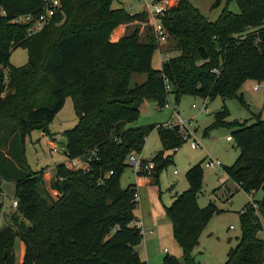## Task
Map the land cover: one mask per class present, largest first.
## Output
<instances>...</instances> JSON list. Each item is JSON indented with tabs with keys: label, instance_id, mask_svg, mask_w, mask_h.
Here are the masks:
<instances>
[{
	"label": "trees",
	"instance_id": "obj_1",
	"mask_svg": "<svg viewBox=\"0 0 264 264\" xmlns=\"http://www.w3.org/2000/svg\"><path fill=\"white\" fill-rule=\"evenodd\" d=\"M44 0H0V177L14 182L16 205L0 227V264H146L135 246L142 238L135 221L134 183L120 185L129 153H139L154 128L161 142L149 160L148 176L157 182L171 154L185 140L177 126L130 125L145 99L162 107L169 95L175 102L183 94L222 100L237 96L246 80L264 81V0H234L213 20L189 0H176L163 10L160 23L178 53L151 65L158 40L139 35L135 27L116 41L109 35L120 23L143 20L146 12L112 6L122 0H60L52 24L27 36L26 25L11 22L21 13L36 14ZM229 0H226L228 2ZM220 0H215L212 6ZM150 27V26H149ZM151 30V27H150ZM26 49L27 61L9 62L14 47ZM213 67L218 73L212 72ZM133 73H143L130 84ZM72 99L76 121L62 132L67 159L89 157V168L74 169L57 163L49 188H44V168L33 171L24 156V136L32 129L45 133L48 123ZM238 100L243 103L241 95ZM223 105L203 128H231L238 148L234 161L223 166L227 177L245 192L264 191V119L227 120ZM51 136V134H49ZM18 139V143L13 140ZM9 149L4 146H8ZM16 146L18 151L10 153ZM4 147V148H3ZM5 150V157L3 151ZM93 151V153H91ZM10 163L4 174L2 168ZM129 165V164H128ZM187 188L175 192L165 207L180 257L165 254L161 264H200L192 254L210 215L219 211L213 201L200 207L201 161L184 172ZM45 194V198L41 197ZM247 201L238 212L240 234L220 264H264V196ZM2 202H0V210ZM16 239L24 244L20 263Z\"/></svg>",
	"mask_w": 264,
	"mask_h": 264
},
{
	"label": "rangeland",
	"instance_id": "obj_2",
	"mask_svg": "<svg viewBox=\"0 0 264 264\" xmlns=\"http://www.w3.org/2000/svg\"><path fill=\"white\" fill-rule=\"evenodd\" d=\"M189 1L210 20L217 17L225 3H227L229 10L233 12H238L239 10L234 0H229L228 2L220 0L214 6L212 4L215 0ZM146 2L151 3V0H146ZM170 3L173 5L174 1L172 0ZM128 4H131V8L128 7ZM118 5L124 6L129 11H136L141 7H144L143 10L145 11V8H147L142 1L139 2L138 0L113 1L112 6ZM140 21V25L144 26L143 34L152 33L154 35L152 28L150 30L149 25H147L146 15ZM159 47L162 59L178 53V50L173 49V42L166 34L160 40ZM160 51L155 49L152 53L151 63L153 67H158L160 64L158 56ZM26 61V49L21 46L14 47L9 55V62L18 66ZM144 77L145 74L143 73H133L130 84L133 85L135 82H140ZM254 83H258L257 89H252ZM238 95L242 96L243 103L238 100ZM237 96L222 100L219 96L208 99L207 97L202 98L183 94L177 102L174 101L172 95L167 97L169 104L174 107L178 115L187 123L189 122L188 128H185L184 133L190 139L184 140L175 151L166 152V154H171V161L159 171L157 182L149 177L150 181L146 186L140 188L143 193L141 199H139L138 195L135 212L138 215H143L149 225L142 226V238L135 246V249L140 258L146 261V264H161L162 257L166 253L176 257L181 255V249L172 236L171 221L166 214L165 207L170 203L175 192H181L187 188L184 172L190 165L201 161L202 166L203 160L209 158L218 160L221 164L212 168L202 166L203 179L201 191L197 194V203L200 207H203L209 201H213L219 211H215L210 215L200 232L198 243L192 250V254L200 264H220L225 261L228 248L237 243L240 234L239 210L250 199L258 200L264 196V191L261 189L254 192L243 191L235 181L229 179L224 173L223 166L230 165L238 154V148L234 140L226 139L231 133V128L228 126H216L211 128L207 135L202 133L203 128L212 122L213 112L220 109L223 105L228 112L227 120L238 119L241 121L245 120L247 123L252 122L254 120L253 114L263 111L264 108V81L246 80L239 87ZM204 98H206L207 110L200 109ZM171 107H158L154 100L145 99L140 105L138 116L130 125L163 124L170 117L174 118V112ZM75 121L76 116L72 99L67 95L63 105L47 125L48 134L40 129H32L24 136V156L31 170L37 171L40 168H44L52 171L57 163L67 161L63 151L64 137L62 132L72 127ZM49 134L53 138H50ZM193 138L198 141V145L195 148H191L189 144ZM13 142L18 143L19 146L18 139L13 140ZM52 144L56 147V151L50 149ZM4 147L9 149V145ZM160 148L161 142L157 131L152 128L145 137L143 147L138 155L143 159H148ZM15 151H18L17 147L12 146L10 153ZM9 168H11V165L7 163L2 168V172L6 174ZM44 171L42 173V181L44 176L46 182H48V175H44ZM136 176L132 166L127 164L120 175V185L124 187L128 183L134 182ZM45 186V190L49 192ZM0 188V202H2L0 216L3 212H7L6 216L8 212L14 209L12 205L14 200L13 187L6 182L2 183ZM50 193L55 196L54 193ZM3 222L4 220L0 218V227ZM259 235L264 237V220H262V230ZM18 241L16 239L17 244ZM18 250L15 247L17 256L19 255Z\"/></svg>",
	"mask_w": 264,
	"mask_h": 264
},
{
	"label": "built area",
	"instance_id": "obj_3",
	"mask_svg": "<svg viewBox=\"0 0 264 264\" xmlns=\"http://www.w3.org/2000/svg\"><path fill=\"white\" fill-rule=\"evenodd\" d=\"M143 2V5L147 8L146 10V21L147 25H149L154 33V36L158 40V45L160 40L164 36V28L160 23V15L162 14L163 10L170 7L171 0H151V3H147L146 0H140ZM61 3L60 0H44L41 9L36 14L31 13H21L16 15L11 19V22L18 23V24H25L26 25V35H32L39 30H41L43 27L52 24L54 21V18L56 17L57 13L60 11ZM0 13L4 14V10L0 8ZM212 72L218 73V68L213 67L211 69ZM258 83H254L252 86V89L258 88ZM168 99V98H167ZM166 99L164 103V107H171L168 100ZM194 106V104H192ZM171 109L174 112V118L170 117L166 122H164L162 125L171 127V126H177L178 129L181 132L182 137L187 140L190 139L184 131L185 128H188V123L184 121L179 115L178 112L174 110L173 107ZM207 110L206 107V98H204L201 108ZM261 118L264 119V108L263 111H261ZM227 139H231L230 135L227 136ZM190 147L195 148L198 145V141L196 139L190 140ZM52 151H56L55 146H51L50 148ZM93 153V151H91ZM79 156V157H72L67 159V161L64 162L66 166H72L74 169L81 168V169H88L89 168V157L86 156ZM126 161L130 166H132L135 174L137 176H140L142 178H148V173L152 170L153 163L151 161L144 160L141 158L138 153L132 152L129 153L126 157ZM221 165L218 160H213L211 158L207 160H203L202 166L204 167H214ZM175 172V170H174ZM133 198L138 202V193L137 190L133 194ZM250 202L255 206V204L252 202V199H250ZM13 207L16 205V200H13L12 202ZM133 223L141 228V222L140 221H133Z\"/></svg>",
	"mask_w": 264,
	"mask_h": 264
},
{
	"label": "crops",
	"instance_id": "obj_4",
	"mask_svg": "<svg viewBox=\"0 0 264 264\" xmlns=\"http://www.w3.org/2000/svg\"><path fill=\"white\" fill-rule=\"evenodd\" d=\"M139 2H141L140 0H138ZM172 1V0H171ZM174 1V3L176 2V0H173ZM128 7L129 8H131V4H128ZM144 9V7H141L139 10H136V11H130V12H138V11H142ZM141 24V21H138V20H133V21H131V22H128V23H120V24H118L117 26H115L113 29H112V31H111V33H110V35H109V38H110V40H112V41H116L117 39H119L122 35H124L126 32H128V31H130L131 29H133V28H135V27H137L138 28V33H139V35H141L142 36V34H143V27L144 26H141L140 25ZM132 26H134V27H132ZM159 44H160V42H159ZM158 51H160L159 49H160V47H159V45H158V48H156ZM160 53V55H158L159 56V62H160V64H159V66L158 67H154V68H159L160 67V65H161V62H162V58H161V51L159 52ZM165 53V52H164ZM151 65H152V63H151ZM153 66V65H152ZM174 108V107H173ZM156 130V129H155ZM50 138H53L52 136L50 137ZM226 139H227V137H226ZM227 140H231V139H227ZM51 142V141H50ZM50 145H51V143H50ZM52 146H54L53 144H52ZM3 151V155H4V157H5V155H7L6 154V152H5V150H2ZM45 171H44V175L46 174V175H48V178H47V181L48 182H46V180H45V178H44V176H43V181H44V186H45V184H46V186L45 187H47V189L49 190V192H52V193H54L55 194V196H53L51 193H50V195H52L53 196V198H56V195H57V192L55 191V190H53V189H50L49 188V180H50V178H51V175H52V173H53V169H52V171H49V170H47V169H44ZM50 176V177H49ZM150 180H149V177L148 178H142V177H140V176H136L135 177V180H134V182H132V183H134L135 184V187H136V190H137V193H138V195H139V199H141V195H142V193H143V190L142 189H140V188H144L145 186H146V184L149 182ZM6 182H8L9 184H10V186H12L13 188H14V182L12 181V180H7V179H5V178H3V177H0V185L2 184V183H6ZM140 189V190H139ZM0 190H1V188H0ZM1 192V191H0ZM138 203V202H137ZM14 208V207H13ZM7 212H3L2 214H1V216H0V218L2 219V220H4V218H5V214H6ZM134 214H135V221H140L141 222V229H142V226L143 225H146V226H148L149 225V223L145 220L146 218L142 215L141 216V214H137L136 212H135V209H134ZM16 247H17V252H19V255L17 256V254H16V258H17V263H20L21 262V260H22V257H23V253H24V244H23V242L22 241H18V244L16 243ZM16 252V251H15ZM142 259V258H141Z\"/></svg>",
	"mask_w": 264,
	"mask_h": 264
},
{
	"label": "water",
	"instance_id": "obj_5",
	"mask_svg": "<svg viewBox=\"0 0 264 264\" xmlns=\"http://www.w3.org/2000/svg\"><path fill=\"white\" fill-rule=\"evenodd\" d=\"M41 196H42V198H45L46 197L45 194H41Z\"/></svg>",
	"mask_w": 264,
	"mask_h": 264
}]
</instances>
